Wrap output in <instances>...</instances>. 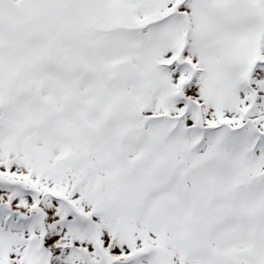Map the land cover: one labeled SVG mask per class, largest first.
I'll list each match as a JSON object with an SVG mask.
<instances>
[{
    "label": "snow or ice",
    "instance_id": "snow-or-ice-1",
    "mask_svg": "<svg viewBox=\"0 0 264 264\" xmlns=\"http://www.w3.org/2000/svg\"><path fill=\"white\" fill-rule=\"evenodd\" d=\"M0 264H264V0H0Z\"/></svg>",
    "mask_w": 264,
    "mask_h": 264
}]
</instances>
